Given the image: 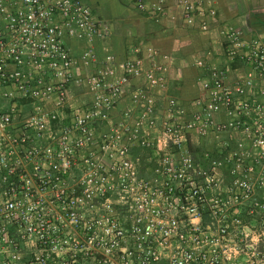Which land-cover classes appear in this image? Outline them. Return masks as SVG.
Returning a JSON list of instances; mask_svg holds the SVG:
<instances>
[{
	"label": "built area",
	"instance_id": "obj_1",
	"mask_svg": "<svg viewBox=\"0 0 264 264\" xmlns=\"http://www.w3.org/2000/svg\"><path fill=\"white\" fill-rule=\"evenodd\" d=\"M173 7L197 31L217 18L215 0ZM108 29L83 0H0V264H264V34L222 25V59L195 58L201 93L184 105L172 56L101 55Z\"/></svg>",
	"mask_w": 264,
	"mask_h": 264
},
{
	"label": "crops",
	"instance_id": "obj_2",
	"mask_svg": "<svg viewBox=\"0 0 264 264\" xmlns=\"http://www.w3.org/2000/svg\"><path fill=\"white\" fill-rule=\"evenodd\" d=\"M176 1L169 0L171 10L177 14L176 18L166 17L160 22L150 20L146 14L139 11L134 0H110L111 11H108V7L106 8L108 13L104 12L105 14H98L92 8L95 16L104 20L109 28L106 37L96 41L94 45L97 46L101 55L108 51L115 54L118 59L125 58L130 47L137 42L154 46L161 53L171 55L173 69L169 90L172 92L169 93L179 99L182 104L190 105L191 101L201 93L198 79L194 77L191 80L188 76L192 71L193 73L198 71L193 64L195 58L212 51L214 56H218L219 60L222 59L219 28L224 24L241 29L247 40L263 35L264 0H215L217 18L206 32L189 28L184 23L180 10L173 7ZM101 2L102 0H92L94 5H100ZM104 5L106 6L105 2ZM74 45L79 47V51L87 46V43L77 42ZM245 68L238 65L233 67V70L229 72V81H234L238 73ZM185 76L188 79L185 80ZM141 77L133 79L132 86L126 87L122 99L123 106L127 104L132 88L138 84H145ZM181 79L185 80V84L178 94L173 85L175 80ZM235 136L236 140L231 141V144L244 148L247 143L242 140V134Z\"/></svg>",
	"mask_w": 264,
	"mask_h": 264
},
{
	"label": "rangeland",
	"instance_id": "obj_3",
	"mask_svg": "<svg viewBox=\"0 0 264 264\" xmlns=\"http://www.w3.org/2000/svg\"><path fill=\"white\" fill-rule=\"evenodd\" d=\"M84 1V0H83ZM110 0H102L101 4L100 5H94V4H91L89 5L86 1H84L87 5H89L91 8H94L96 13L100 14H105L104 12L108 13V11H111V4L109 3ZM104 2L106 3V6L104 5ZM103 5H104V8H103ZM108 11L106 8H108ZM100 10H103V11H100ZM73 100L72 102H74V104L78 105V104H81L82 102H85L87 101V96L85 94V91L84 89L82 88V86H77L74 90H73Z\"/></svg>",
	"mask_w": 264,
	"mask_h": 264
},
{
	"label": "trees",
	"instance_id": "obj_4",
	"mask_svg": "<svg viewBox=\"0 0 264 264\" xmlns=\"http://www.w3.org/2000/svg\"><path fill=\"white\" fill-rule=\"evenodd\" d=\"M84 1H86L88 4H92V0H84ZM138 43H140V42H137L135 45H137ZM239 66V63L238 64H233L232 66L233 67H236V66ZM197 69V68H196ZM198 71L196 72V73H193V71L190 73V75H188V76H190L191 78V80H193V78L195 77L196 79H198L199 78V76L201 75V72L199 71V69H197ZM195 71V70H194ZM186 79H188L186 76H185V80ZM185 80H175L174 81V85H173V88H175L176 89V92L179 94V91L183 88V86H184V82H185ZM169 92H172V91H169ZM231 148V147H230ZM230 148H229V150H230ZM198 151H200L199 149H198ZM211 155H212V157L214 158V159H217L218 157H219V155H218V151L217 150H213L212 151V153H211Z\"/></svg>",
	"mask_w": 264,
	"mask_h": 264
}]
</instances>
